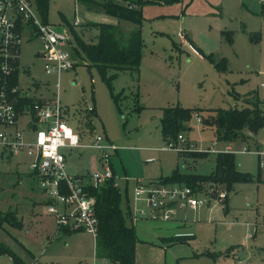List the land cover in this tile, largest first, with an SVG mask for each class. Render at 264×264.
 Instances as JSON below:
<instances>
[{"label": "rangeland", "instance_id": "374dc122", "mask_svg": "<svg viewBox=\"0 0 264 264\" xmlns=\"http://www.w3.org/2000/svg\"><path fill=\"white\" fill-rule=\"evenodd\" d=\"M31 3L34 8L36 0ZM75 10L80 20L76 27L73 26ZM141 15L143 49L136 75L129 71L117 72L106 85L94 68H88L83 58L73 56L70 51L73 67L58 79L44 71L43 61L38 56L40 42L25 37L20 52V89L30 97L47 100L55 98L58 93L61 105L67 109L68 126L80 136L81 148L63 151L69 175L85 174L91 168L90 159L94 157V169L100 170L99 153L86 147L93 135L105 136L114 149L108 153L109 163L120 194L119 207L124 224L133 227L135 232L134 264H211L209 259L212 258L203 253H224L222 250L227 247L238 249L248 242L250 248L264 250V183L235 186L224 197L226 205L218 198L219 188L208 190L205 193L210 199L208 205L179 215L185 221L180 226H184V231L192 238L170 248L162 244L160 233L154 226L167 227L169 233L168 227L173 221L132 222L126 215L125 202L127 197L130 207L136 181H157L170 176L176 168L183 174H209L213 154L226 146L215 141L211 128L201 127L193 117L187 123L190 130L178 133L184 140L179 147L186 153L202 152L207 156L193 161L178 156L175 151L163 149L165 145L159 132L162 108L176 105L203 110L240 108V100L234 101L232 94L241 98L255 90L264 114V88L260 87V83H264L261 5L250 0H180L168 5L144 6ZM46 21L67 30L66 24H71L81 31L85 41H93L96 30L86 29L84 25L116 24L113 16L81 4L75 6L74 0H48ZM131 27L126 24V31ZM222 32L231 33L230 43ZM249 33L258 34L256 43L249 41ZM70 43L72 48V38ZM190 44L205 54L223 57L229 72H216L207 60L193 54ZM111 74L108 72L106 78ZM115 97H118L116 102ZM87 109L94 112L89 128L83 125ZM26 122L27 117L18 120L19 130L25 128ZM25 137L29 138V134ZM254 139L260 146L264 145V126L255 133ZM230 150L235 168L256 177L258 157L252 153L254 147L236 142ZM29 163L30 159L24 154L10 160L0 158V212L15 213L21 223L20 228L4 224L0 229V243L23 257L29 252V264H93L92 251L89 256H84V247L78 249L72 245L67 248L63 242L55 244L53 237H46V232L51 236V231L46 230L43 218L49 217L41 215L43 205L39 201L44 197L29 171ZM36 202L37 208L34 209L31 205ZM49 219L47 223L55 228L51 217ZM247 226H250L251 234L254 232L252 242L243 238ZM0 264H12L10 257L1 256Z\"/></svg>", "mask_w": 264, "mask_h": 264}, {"label": "built area", "instance_id": "2783aa9c", "mask_svg": "<svg viewBox=\"0 0 264 264\" xmlns=\"http://www.w3.org/2000/svg\"><path fill=\"white\" fill-rule=\"evenodd\" d=\"M252 1L264 5V0ZM74 4L79 5L78 0H74ZM76 13L75 10V27L80 24ZM25 37L40 42L39 57L47 75L54 74L59 79L63 72L73 67L71 37L66 28L44 21L36 3L33 8L31 0H0V158L10 160L21 154L27 156L29 171L37 180L44 197V210L53 218L56 232H84L94 241L97 221L89 189L109 181L116 187L108 156L114 149L104 136L93 135L89 147L100 155L97 159L100 170L94 169L83 176H71L66 172L63 151L78 148L79 139L67 124L58 93L50 100L37 97L40 102H35L32 107L17 108L21 99L30 97L19 86L20 52ZM177 37L183 41L180 34ZM183 44L189 47L187 43ZM91 111L87 109V112ZM22 117H27V122L25 128L19 130L17 123ZM28 134L29 138H26ZM183 142L178 135L175 143H166L163 149L181 155L185 150L179 143ZM252 153L261 160L264 147L254 149ZM224 197L226 192L219 191L221 202ZM209 202L205 193H194L186 186L136 181L129 207L130 220L170 221L176 209L194 212ZM93 264L108 263L94 258Z\"/></svg>", "mask_w": 264, "mask_h": 264}, {"label": "trees", "instance_id": "16d2710c", "mask_svg": "<svg viewBox=\"0 0 264 264\" xmlns=\"http://www.w3.org/2000/svg\"><path fill=\"white\" fill-rule=\"evenodd\" d=\"M179 1L78 0L79 4L84 5L87 9H95L98 12L113 16L116 19V24L84 25L86 29L94 28L96 30L93 41H85L82 38L81 31L78 32L71 24H66L73 42L72 55L83 58V61L88 63L87 67L94 68L100 77L105 80L106 85H109L117 72L129 71L136 75L143 49L140 32V25L143 20L141 15L142 8L147 5H168ZM36 5L41 17L46 21L48 0H36ZM261 12L264 18V6L262 5ZM126 24L132 26L128 31L125 29ZM223 35L225 40L230 43V33L224 32ZM248 38L253 43H256L259 39L258 34H249ZM196 52L207 60L216 72H226V65L223 59L215 61L211 55H204L199 50H196ZM110 71L112 72L111 76L106 78V74ZM117 98H114V102L118 100ZM232 99L234 101L240 100L242 107L203 110L182 108L176 105L162 108L159 118V132L162 142L164 144L175 143L178 133L190 130L187 123L193 117L198 119L201 127H209L213 130L216 142L229 144L238 139H245L244 133L255 134L264 126V114L259 108L260 103L256 93L249 92L241 98L236 94H232ZM35 102H40V100L34 97H26L20 100L17 108H29ZM66 113L67 109H65ZM93 114V111L87 112V119L83 122V125L87 128L90 127ZM181 156L194 161L205 158L207 155L202 152H184ZM213 156V168L207 175L183 174L175 169L170 176L162 177L153 182V184L186 186L194 193L201 192L203 194L208 190L219 188L227 194L233 190L235 185L259 181L257 176L253 177L248 173H241L235 169L232 153L218 152L213 154ZM89 192L94 200V215L97 221L94 258L96 260H105L108 264H134L136 237L133 227H128L124 224L119 207L120 194L117 187H113L112 181L103 182L96 187H90ZM125 202L126 215L130 216L127 197ZM4 224H9L14 228H20L21 226L20 221L17 220L13 212H0V229ZM180 241L174 238L167 240L170 243H179ZM6 255L10 257L12 264H26L13 250L0 243V257ZM203 255L212 259L217 256V254L209 253H203Z\"/></svg>", "mask_w": 264, "mask_h": 264}, {"label": "crops", "instance_id": "0c3cea01", "mask_svg": "<svg viewBox=\"0 0 264 264\" xmlns=\"http://www.w3.org/2000/svg\"><path fill=\"white\" fill-rule=\"evenodd\" d=\"M250 1L251 2H254L252 0H250ZM262 6H264V5H262ZM223 33L224 32H222V34ZM225 33H230V32H225ZM249 34H251V33H249ZM253 34H257V33H253ZM230 38H231V33H230ZM190 48H191V51L193 52V54L196 57L202 59V57L196 52V48H194L191 44H190ZM197 50L201 51L198 48H197ZM70 51H71V48H70ZM39 53H38V56H39ZM203 54L204 55H211L212 58L215 61H217L219 59H223L224 60V58L221 57V56H219V55H217V56L214 57L213 54H205V53H203ZM225 65H227L226 62H225ZM228 72L229 71H228L227 66H226V72L225 73H220V74H226ZM260 87L264 88V83H260ZM251 92H253V91H251ZM254 92L257 95V92L255 90H254ZM33 97H37V96H33ZM38 98H42V97H38ZM42 99H45V98H42ZM234 107H236V106H234ZM240 107H242V103H241V106ZM64 109H66V108H64ZM244 135L246 137L245 139H238V140H236V141H234L232 143L226 144V146H224V148H223V150L221 152H229V153H232L231 150H230V147H231L232 144H234L236 142H241V143L245 144L246 146L254 147V149L264 147V145L260 146L257 143V141L254 139V135L255 134L244 133ZM78 139L80 141V137L79 136H78ZM90 141H91V139H90ZM188 142L192 144V142L187 141V143ZM192 145H194V144H192ZM86 147L90 148L89 145L86 146ZM78 148H81V145H79ZM78 148H75V149H78ZM70 150H72V149H70ZM241 153H244V152H241ZM208 154H210V153L208 152ZM178 156L182 157L179 154H178ZM233 157H234V155H233ZM260 161L262 162L261 164H260ZM90 163H91V168L86 173H89L90 171L94 170L95 164H96V157L91 158L90 159ZM236 170L238 172H241V171L238 170V168ZM241 173H247V172H241ZM85 174H83V175H85ZM256 174H257V177H258L259 181L258 182H255V184H262V183H264V157H262L261 160L259 158H257V171H256ZM83 175H76V176H83ZM148 182L149 183H153L155 181H148ZM235 186H238V185H235ZM43 201H44V199L41 200V201H39V204H42L43 205ZM223 204L226 205V199L223 201ZM36 205H37V202L34 203V206L31 205V207L34 208ZM35 208H37V207H35ZM41 211H42L41 212V215L47 216L49 218L51 217V216H49V215L46 214V212L44 210V205H43V207H41ZM182 212H189V211H183V210H180V209H176L175 210L174 218L172 220H170V221H173V222L168 221V222L172 223V224H170V227H168L170 229V232L169 233H168V231L166 229L167 227L154 226L156 228V231L160 233L158 236L160 237V239H162V244L166 248H170V247L175 246V245H178V244H184V243H186L188 240H190L192 238V235L190 233L184 231L185 227L184 226H180L181 223H184L185 222L183 220V218L179 216L180 213H182ZM49 218H43V224L46 226V230L47 231L48 230L51 231L50 232L51 233V236L49 234H47V232H46V237L48 239L50 237H53V240H54L53 243L56 244V243L63 242L64 243V246L67 247V248H69L72 245L74 247H77L78 249H81V248L84 247L85 248V255L84 256H89L90 255V251H92V255L94 257V241L90 237L91 238V243H90V241L88 239V236L89 235L87 233H84V232H73V233L59 232V233H57L56 232V228L51 227L50 224L47 223V221L50 220ZM51 220H52V224H53L54 223L53 222L54 220H53L52 217H51ZM152 222H155V221H152ZM156 222H159V221H156ZM168 222H165V224H168ZM46 223L48 225H46ZM170 238L178 239V240H181V241L179 243H170V242H167V240L170 239ZM243 238H247L251 242L253 241V239H254V232L251 234V232H250V226H247V228L244 230V237ZM248 243L243 244L238 249L234 248V246H230V248L227 247L229 250H227V248H225V249L222 250V251H225L224 253H219V254H217V256L214 259H209V260H210L211 264H263L264 253H262L261 251L264 252V250L260 248V249H257L258 251H256V249L254 247H251L250 248L249 245H248ZM49 245H50V243H49ZM91 245H92V248L90 247ZM22 248L24 250H26L23 246H22ZM47 249H49V246H48ZM47 249H46V251H48ZM218 252H221V251H218ZM213 254H216V253L213 252ZM25 255H26V253H25ZM27 255L30 256L31 254L28 252ZM19 256H20V258L24 262H26V264H29V261H28L29 260V257L28 256H25V257H23L22 255H19Z\"/></svg>", "mask_w": 264, "mask_h": 264}]
</instances>
